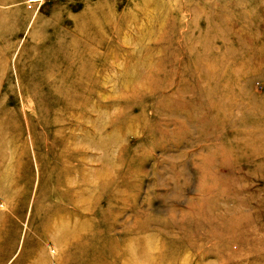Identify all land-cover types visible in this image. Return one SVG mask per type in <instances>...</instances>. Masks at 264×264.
Wrapping results in <instances>:
<instances>
[{
  "label": "rangeland",
  "instance_id": "obj_1",
  "mask_svg": "<svg viewBox=\"0 0 264 264\" xmlns=\"http://www.w3.org/2000/svg\"><path fill=\"white\" fill-rule=\"evenodd\" d=\"M26 1L0 0V264H264V0Z\"/></svg>",
  "mask_w": 264,
  "mask_h": 264
},
{
  "label": "bare ground",
  "instance_id": "obj_2",
  "mask_svg": "<svg viewBox=\"0 0 264 264\" xmlns=\"http://www.w3.org/2000/svg\"><path fill=\"white\" fill-rule=\"evenodd\" d=\"M17 12V11H16ZM19 12V11H18ZM76 28V27H75ZM58 52V51H57ZM62 52V51H61ZM59 55V54H58ZM61 55V54H60ZM63 55V53H62ZM47 58V56L45 57V59ZM49 58V57H48ZM51 58V57H50ZM58 58V57H57ZM50 60V59H49ZM50 63V62H49ZM83 65V64H81ZM48 67V66H47ZM85 66L83 65V67L78 71V77L81 78V80L77 79L75 80V82L73 84H71V80L70 81H66L64 84H60L59 85V89L62 90H65V91H56L55 89H53L50 85H43V91L46 92V103L48 105L49 108H51V110H54L53 113H54V118L52 119V121L54 123H51V124H58V123H61L60 122V116H61V113H66L68 111H71L72 114H75V112H77L78 110H80V108H82L87 102H88V99H87V95H89L88 93V88H87V74H86V71L84 70ZM51 76V75H50ZM76 78V76H75ZM51 80V79H49ZM40 80H37L35 83L39 82ZM47 82V81H46ZM49 83L53 84V85H56L57 83L55 81H50ZM85 96V100H83V97ZM58 113V114H57ZM60 113V114H59ZM57 114V115H56ZM44 115V114H43ZM42 115V116H43ZM42 116L38 115L37 116V119L40 118L41 122L45 125H49V121L47 119L42 118ZM36 119V120H37ZM49 127V126H47ZM58 128L62 129L63 126L59 124V126H57ZM85 145H86V149H80L81 151H79V153L75 154L77 156H70V157H67V161L62 165L63 166V175L60 176L58 175L56 181L54 180L53 182V188L58 190L59 187L61 189V187L67 182V177L72 174L75 170L77 171V173H79V171L81 170V165L83 166V162H79L80 160H84L83 159V156H81L80 154L85 152V150H88L90 149V143H89V139L88 137H85ZM57 146L56 144H52L51 145V149L54 150L56 149ZM66 152V151H61L62 153V156L63 157V153ZM88 153H84V156H86ZM80 160H77L79 159ZM77 158V159H76ZM90 158V157H89ZM45 166H41V169H39L40 171V176H41V182L44 181L45 177H47L48 175V178L50 177L51 173L53 175L54 173V170L52 169L50 172L47 173V170H45L44 168ZM103 170L102 166L101 168L99 169L98 172H101ZM85 171V170H84ZM83 171V172H84ZM101 174V173H100ZM97 177V176H96ZM52 182V181H51ZM103 182V181H102ZM44 186L45 185H42L41 186V191H43L44 189ZM65 186V185H64ZM75 187H73L74 189ZM53 192V191H52ZM51 192V194H52ZM62 192V191H61ZM63 196L60 197V199L58 200L61 201V202H65V203H68L69 202V196L67 195V193L65 192H62ZM55 195V194H54ZM101 195V194H100ZM58 197V196H57ZM59 198V197H58ZM82 198V197H81ZM91 201V200H89ZM57 203L56 205H54V208L50 209L48 211V217H59L60 215H63V214H67L70 210L69 209H62L60 207V203ZM93 202V201H92ZM62 204V203H61ZM74 204V203H73ZM83 204V203H82ZM85 204V203H84ZM83 204V205H84ZM88 205V204H86ZM89 206V205H88ZM88 206L86 208H88ZM69 207V206H68ZM85 208V206H83ZM92 208V207H91ZM73 209V208H72ZM83 209V208H82ZM79 210V209H78ZM81 210V209H80ZM86 210V209H85ZM75 211V210H74ZM87 211V210H86ZM90 211V210H89ZM100 211V210H99ZM101 212V211H100ZM95 213V210H92L86 214H82V216H86V215H91V214H94ZM61 217V216H60ZM90 217V216H89ZM84 218V217H83ZM146 231V228H145V225H139V226H136L135 228V233L137 234H141V233H144ZM134 233V232H133ZM2 234V230L0 229V235ZM65 236L64 237H74L72 233H67L64 234ZM154 262L153 264H162L166 259V255L163 254V253H159L157 255L154 256ZM180 263V262H179Z\"/></svg>",
  "mask_w": 264,
  "mask_h": 264
},
{
  "label": "built area",
  "instance_id": "obj_3",
  "mask_svg": "<svg viewBox=\"0 0 264 264\" xmlns=\"http://www.w3.org/2000/svg\"><path fill=\"white\" fill-rule=\"evenodd\" d=\"M44 1L46 0H27L25 5L28 10H36L39 8L41 5L44 4Z\"/></svg>",
  "mask_w": 264,
  "mask_h": 264
}]
</instances>
